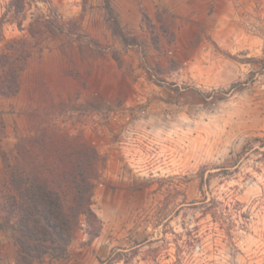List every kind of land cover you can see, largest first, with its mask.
Wrapping results in <instances>:
<instances>
[{
    "label": "rangeland",
    "instance_id": "1",
    "mask_svg": "<svg viewBox=\"0 0 264 264\" xmlns=\"http://www.w3.org/2000/svg\"><path fill=\"white\" fill-rule=\"evenodd\" d=\"M51 2L73 33L45 41L19 94L0 98V203L7 158L46 162L35 140L86 141L105 167L129 160L137 172L114 184L101 175V235L88 243L77 225L74 264H264V0H212L187 14L157 6L155 23L139 0L140 22L129 14L124 25L127 0H109L112 13L104 0ZM48 8L30 4L25 30L7 22L5 39L26 37ZM13 256L0 228V264Z\"/></svg>",
    "mask_w": 264,
    "mask_h": 264
},
{
    "label": "trees",
    "instance_id": "2",
    "mask_svg": "<svg viewBox=\"0 0 264 264\" xmlns=\"http://www.w3.org/2000/svg\"><path fill=\"white\" fill-rule=\"evenodd\" d=\"M104 1L112 13L109 0ZM38 2L49 5V14H38L29 24L26 37L6 40L3 26L15 23L24 31L21 16L30 4ZM51 4V0H9L0 18V43L5 42L0 52V98L19 94L22 74L34 51L45 49V41L73 33ZM8 15L11 20H7ZM35 141L44 157L54 161L30 160L22 165L6 159L8 177L5 200L0 203L4 213L0 228L12 233L18 264H34L46 257L67 259L80 222L88 227V243L101 235L103 226L93 206L106 158L86 141L70 149H47L43 141ZM17 149L18 156L24 155L21 145Z\"/></svg>",
    "mask_w": 264,
    "mask_h": 264
},
{
    "label": "crops",
    "instance_id": "3",
    "mask_svg": "<svg viewBox=\"0 0 264 264\" xmlns=\"http://www.w3.org/2000/svg\"><path fill=\"white\" fill-rule=\"evenodd\" d=\"M214 1V0H213ZM217 3L225 0H215ZM228 1V0H227ZM200 3H207V5L212 3V0H142L143 6H147L148 13L151 18H153L152 22H156L155 13L157 11V6L164 8H170L171 10L177 13H193V10ZM209 3V4H208ZM121 17H119L121 24H127L129 22V14L132 17H135L137 23L140 22V14H139V0H127V4H123L121 7ZM131 10V11H130ZM123 153V152H122ZM112 158V157H111ZM134 161H119V160H107L105 170H103V177L108 180L109 183L114 184L117 183V180L127 181L128 175L126 171L129 169L132 170L131 174L137 172V165L133 163ZM139 168V166H138ZM127 169V170H126ZM132 181V180H131ZM131 183V182H130ZM102 186V185H101ZM103 192V190H101ZM70 256L67 259L62 260H51L46 257L41 261H36L34 264H74L75 254L72 253V248L69 249ZM16 253V247H15ZM11 264H18L15 256L11 259ZM76 264V263H75Z\"/></svg>",
    "mask_w": 264,
    "mask_h": 264
}]
</instances>
